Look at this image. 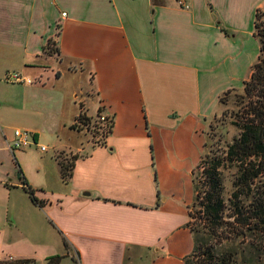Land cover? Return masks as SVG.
I'll use <instances>...</instances> for the list:
<instances>
[{
	"label": "crops",
	"instance_id": "obj_1",
	"mask_svg": "<svg viewBox=\"0 0 264 264\" xmlns=\"http://www.w3.org/2000/svg\"><path fill=\"white\" fill-rule=\"evenodd\" d=\"M183 3L0 0V86L11 83L9 71L41 82H19L8 106L36 141L69 125L55 155L76 157L61 191L43 183L60 176L58 163L53 176L26 175L41 201L34 202L19 173L3 167L10 152L18 160L25 153L9 146L17 128L2 125L0 98V264H45L53 255L62 256L58 264H133L144 255L185 264L194 197L156 182L153 160L157 149L161 158L174 150L169 142L183 122L210 124L220 95L249 78L258 56L254 14L264 0ZM79 112L113 117L105 144L93 146L84 128H72ZM42 114L36 126L33 116Z\"/></svg>",
	"mask_w": 264,
	"mask_h": 264
},
{
	"label": "rangeland",
	"instance_id": "obj_2",
	"mask_svg": "<svg viewBox=\"0 0 264 264\" xmlns=\"http://www.w3.org/2000/svg\"><path fill=\"white\" fill-rule=\"evenodd\" d=\"M252 47L254 50H258L259 53L258 40H254V45L252 43ZM61 69L64 68L61 67ZM28 77L32 80L33 85L38 84L35 81L36 79H34V73H30ZM40 84L41 82L38 85ZM20 85V83L14 84V82H11L7 85L3 84V86H0L1 104L6 117V120L3 121L2 125L4 128H8L7 131H10V133L15 128L20 129L21 131H29L28 127L24 125L25 123L22 121L20 122V119L13 115V112L8 106L9 100L7 98L13 97L15 90L18 88L17 86ZM242 92L243 84L240 89H232L228 93H225L223 95L224 100L223 102L219 101L220 108L217 110L216 115L212 118L210 124V119L209 121L204 120L199 127L197 125L192 126L190 123L183 122L178 132V139L176 137L171 139L173 140L172 142H169L172 144V147H174V150L170 152L168 157L161 158L159 155L160 152L157 149L156 156L153 160L155 162L154 167L157 174L156 182H158L161 186H169L170 188L176 190L179 189V193H181V195L188 196L190 200L194 197L193 202L195 201L194 191L204 192L206 189L204 171L205 167L208 165V161L213 155H220V158H222L225 153L223 151L226 150L227 145L230 144L239 134V129L232 121H234V115L239 109V106H241L238 94ZM64 112L65 111L59 112L58 114L55 113L54 118L57 119L59 123L60 120H64L66 117ZM35 121H37V124H35L36 126H41L46 121V116L44 114L37 116L34 115L32 122L35 123ZM140 127L142 128V126ZM194 128H196L195 131ZM204 128L205 131L202 133ZM67 131H69V125L66 127L62 126L61 131L58 132H42L38 141L34 140L31 136V145H24L16 148L17 150L23 151L25 153L24 156L20 158L18 154L20 158V160H18L16 157H13L10 152L8 157L3 158V167L12 174L19 173L18 169L20 168L25 177L28 175L33 180H36V177L43 171L48 173L47 177L50 175L53 176L55 169H57L55 146L56 144L65 142L66 135L68 133ZM166 136L171 137L172 134H166ZM73 137L77 141L82 139L84 142L82 145L87 144L85 139L86 137H84L82 132H74ZM158 142L156 141L157 144ZM42 146L46 147L47 150H41ZM56 155L61 156V158H65V156H63V152ZM67 158L69 157L67 156ZM201 158L203 159L201 160ZM222 164L224 166H220L218 171L223 186L222 195L225 199V213H229L231 208H229L230 201H228V199L233 190L232 181L236 170L228 162L223 161ZM192 169L193 173L191 175L190 170ZM263 178L264 177L261 176L255 181L259 190L264 189ZM43 183L47 184L49 191L58 192L61 191L62 188H66L64 184L66 182L62 180L59 174L56 179L51 180L50 178H45ZM246 200L247 199H245V201ZM193 202L191 204L189 227L198 231L197 234L199 235V239L197 238V248L194 252H192V254H190V248L194 247V233H186L185 241L181 243L182 252L190 249L188 251L190 254V258L188 259L189 261L194 264H218L216 263L217 259H219L222 253L233 251L234 257L237 259L239 264H264V220H258V227L256 229L243 233V230H241L239 226H236L232 217L226 216L223 218L222 223L217 227V229L212 230V227L208 228L209 226L204 224V221L201 220V208L198 204L197 206L194 205ZM226 222L232 224L226 225ZM235 227H237L236 230ZM207 250L208 253H203ZM133 264L154 263L148 260V258L144 255L141 259L134 260Z\"/></svg>",
	"mask_w": 264,
	"mask_h": 264
},
{
	"label": "trees",
	"instance_id": "obj_3",
	"mask_svg": "<svg viewBox=\"0 0 264 264\" xmlns=\"http://www.w3.org/2000/svg\"><path fill=\"white\" fill-rule=\"evenodd\" d=\"M253 27V35L259 40V53L256 62L252 65L249 78L243 81V92L238 94L241 106L235 113L232 122L239 129V134L227 145L222 158L220 155H213L210 158L204 171L206 189L203 193L195 191L193 204L199 205L202 212L201 220L209 226L208 228L212 227V230H216L226 216L232 217L236 226H239L243 233L256 229L258 220H264V189L259 190L255 183L258 178L264 177V12L259 8L255 10ZM231 90L228 89L220 95L219 101L223 102V95ZM99 115L91 119L79 112L72 125V128L88 129L93 146L105 144L106 138L113 128L112 116H105L100 120ZM55 158L60 167L62 180L69 181L72 175L73 161L76 159L75 155L69 158L55 155ZM223 161L231 164L236 170L232 181L233 190L228 199L230 201L229 208H231L229 213H225L223 186L218 171L220 166H224ZM18 170L23 189L34 202L41 203L35 195V189L28 184L21 169ZM245 199L247 200L245 201ZM228 224L232 223L226 222V225ZM190 230L195 235L194 247L190 253L192 254L197 248L196 243L199 235L195 229L190 228ZM64 244L68 246L66 241ZM203 253H208V250ZM190 254L185 257V264H194L188 260ZM61 259V255L49 256L46 258L45 264H58ZM216 263L239 264L233 251L222 253Z\"/></svg>",
	"mask_w": 264,
	"mask_h": 264
},
{
	"label": "built area",
	"instance_id": "obj_4",
	"mask_svg": "<svg viewBox=\"0 0 264 264\" xmlns=\"http://www.w3.org/2000/svg\"><path fill=\"white\" fill-rule=\"evenodd\" d=\"M177 2L179 3V5L185 6L183 3V0H177ZM62 15H65V12L62 13ZM5 79L7 81L14 82V83H19V82L31 83L32 82L31 79L24 78L17 72L7 73V76ZM80 113H82V112H80ZM99 116H100L99 119L101 120V119H104V117L107 115L100 114ZM86 132L89 133V130L87 129ZM30 137H31V133L29 131H27V130L21 131L20 129H15L13 131V138L10 140L9 146L11 149H16V148H19V147L24 146V145H31L32 142L30 141ZM41 150L46 151L47 148L42 146Z\"/></svg>",
	"mask_w": 264,
	"mask_h": 264
},
{
	"label": "water",
	"instance_id": "obj_5",
	"mask_svg": "<svg viewBox=\"0 0 264 264\" xmlns=\"http://www.w3.org/2000/svg\"><path fill=\"white\" fill-rule=\"evenodd\" d=\"M85 194V193H84ZM89 194V193H86V195Z\"/></svg>",
	"mask_w": 264,
	"mask_h": 264
}]
</instances>
